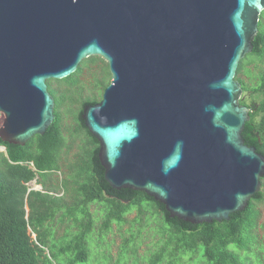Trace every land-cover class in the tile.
I'll use <instances>...</instances> for the list:
<instances>
[{"label":"water","instance_id":"95a60500","mask_svg":"<svg viewBox=\"0 0 264 264\" xmlns=\"http://www.w3.org/2000/svg\"><path fill=\"white\" fill-rule=\"evenodd\" d=\"M263 11L264 0H0V138L44 134L55 119L48 81L100 56L112 80L83 118L106 180L172 217L229 219L264 176V155L243 138L251 108L236 77ZM37 185L27 196L46 192Z\"/></svg>","mask_w":264,"mask_h":264},{"label":"trees","instance_id":"16d2710c","mask_svg":"<svg viewBox=\"0 0 264 264\" xmlns=\"http://www.w3.org/2000/svg\"><path fill=\"white\" fill-rule=\"evenodd\" d=\"M253 44V51L241 60L238 74L243 69L249 71L246 62L255 59L264 61V11ZM249 55L254 57L247 60ZM82 70L80 64L71 75L55 79L60 84L57 88L52 86L53 79L48 81L49 90L56 100L55 119L44 134L34 135L25 145L5 142L0 138V144L5 145L7 150V153L0 151V264H56L54 260L67 253L70 255L68 264L88 261L89 236L94 225L90 205L95 202L104 204L106 210L102 231H107L114 221L124 222L127 214L134 209H137L139 219L147 208L154 209L163 234H167L168 238L163 252H157L151 264L162 261L171 245L173 250L170 253L176 258L169 264L179 262L185 253L195 260L200 252L210 264H251L253 254L258 263L264 264V254H257V247L254 246L261 236L263 244L259 249L264 252V222L260 224L261 206H264V176L261 178V189L252 196L245 209L231 213L229 219L201 223L172 217L165 204L143 190L114 188L105 178V167L99 158L100 142L83 118L84 107L101 99L87 97L81 100L79 97L80 92L75 86L81 85L79 75ZM237 78L245 92L251 91L248 98L254 104L242 133L243 138L246 144L255 146L264 155V72L258 85L253 87L239 76ZM257 94L263 96L259 101L253 99ZM241 103L246 104V100L241 99ZM76 104L80 106L75 112L76 128L85 134V139L81 158L69 165V178L61 182L65 190L72 186L73 200L69 203L64 194L50 193L57 190L58 185L49 181L54 172L62 169V154L67 144L61 109ZM37 177L46 192L31 190L27 196L28 183ZM26 202L30 207L28 218ZM60 212L62 220L73 218L79 222L80 231L72 241L57 249L55 243H50L54 231L48 224ZM30 227L37 234L38 241L31 237ZM258 228L263 232H258Z\"/></svg>","mask_w":264,"mask_h":264},{"label":"rangeland","instance_id":"374dc122","mask_svg":"<svg viewBox=\"0 0 264 264\" xmlns=\"http://www.w3.org/2000/svg\"><path fill=\"white\" fill-rule=\"evenodd\" d=\"M246 57V56H245ZM244 57V58H245ZM254 57L249 55L250 58ZM248 72L243 69L237 76L246 80L248 84L253 87L257 86L260 80L261 73L264 72V61L255 59L253 62L245 63ZM83 70L79 75L80 86H75L79 90L81 100L87 97H97L102 99L105 88L111 83L112 77L109 70V65L106 60L100 56H91L81 63ZM236 76V77H237ZM238 79V78H237ZM109 83V84H108ZM108 84V85H107ZM60 84L52 80V86L58 87ZM106 85V86H105ZM248 93H251L249 91ZM78 96V95H77ZM263 96L257 94L253 97L255 101H259ZM80 106H66L62 107L63 112V130L67 139V144L62 154V169L54 172L50 177L49 183L58 185L57 190L50 191L54 195L64 194L67 202L71 203L73 200L72 186L67 190L61 185L63 179L69 178V165L76 163L81 158L83 153L85 134L78 131L76 128L75 112ZM5 115L0 112V127L4 123ZM39 177L28 183L29 189L38 187ZM39 184V183H38ZM27 215L29 216L30 207L26 202ZM90 210L93 214L94 225L91 235L89 236L90 258L84 263L78 264H151L156 256V253H162L167 234H163L160 227L158 215L154 214L153 208H147L141 219L138 218L137 209L132 210L127 214L126 220L122 223L114 221L107 231H102V223L104 214L106 212L105 206L102 203H92ZM61 213L52 220L48 227L54 231L50 243L56 244V248L60 249L66 243L72 241L76 234L80 231L79 222L73 218L61 219ZM260 224L264 222V206H261ZM81 217V215H79ZM258 232H263L258 228ZM29 233L33 240H37V234L29 228ZM263 244L262 237L254 244L257 247V254L263 255L259 247ZM47 252L50 250L47 248ZM173 246L168 247V252L163 256L162 261L157 264H169L170 261L175 260L176 256L171 254ZM181 255V254H180ZM70 257L69 253L62 254L55 263L68 264L67 259ZM195 258V257H194ZM251 264H260L256 260V255L251 256ZM264 262V259L262 260ZM210 264L207 258L200 252V254L193 259L189 254L181 255V260L175 264Z\"/></svg>","mask_w":264,"mask_h":264},{"label":"flooded vegetation","instance_id":"af4514ba","mask_svg":"<svg viewBox=\"0 0 264 264\" xmlns=\"http://www.w3.org/2000/svg\"><path fill=\"white\" fill-rule=\"evenodd\" d=\"M248 94H250V93L244 91V95H243L242 99L246 100V105L249 106L253 110L254 109V104L251 101V99L248 98L249 97Z\"/></svg>","mask_w":264,"mask_h":264},{"label":"built area","instance_id":"2783aa9c","mask_svg":"<svg viewBox=\"0 0 264 264\" xmlns=\"http://www.w3.org/2000/svg\"><path fill=\"white\" fill-rule=\"evenodd\" d=\"M5 145L0 144V151L6 152ZM33 165V163H31Z\"/></svg>","mask_w":264,"mask_h":264},{"label":"bare ground","instance_id":"6f19581e","mask_svg":"<svg viewBox=\"0 0 264 264\" xmlns=\"http://www.w3.org/2000/svg\"><path fill=\"white\" fill-rule=\"evenodd\" d=\"M38 187H39V185H38Z\"/></svg>","mask_w":264,"mask_h":264}]
</instances>
